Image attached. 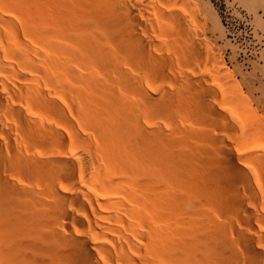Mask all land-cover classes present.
Returning <instances> with one entry per match:
<instances>
[{"label": "bare ground", "instance_id": "obj_1", "mask_svg": "<svg viewBox=\"0 0 264 264\" xmlns=\"http://www.w3.org/2000/svg\"><path fill=\"white\" fill-rule=\"evenodd\" d=\"M204 23L0 0V264H264V121Z\"/></svg>", "mask_w": 264, "mask_h": 264}, {"label": "rangeland", "instance_id": "obj_2", "mask_svg": "<svg viewBox=\"0 0 264 264\" xmlns=\"http://www.w3.org/2000/svg\"><path fill=\"white\" fill-rule=\"evenodd\" d=\"M192 4L206 23V36L218 47L228 79L239 84L247 105L264 121V0H192ZM214 88L222 96L225 87L215 83Z\"/></svg>", "mask_w": 264, "mask_h": 264}]
</instances>
